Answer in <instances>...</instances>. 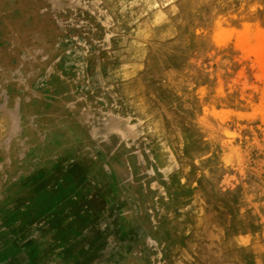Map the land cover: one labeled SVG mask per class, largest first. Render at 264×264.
<instances>
[{
	"label": "rangeland",
	"instance_id": "1",
	"mask_svg": "<svg viewBox=\"0 0 264 264\" xmlns=\"http://www.w3.org/2000/svg\"><path fill=\"white\" fill-rule=\"evenodd\" d=\"M2 21L24 77L0 92V264H264V0Z\"/></svg>",
	"mask_w": 264,
	"mask_h": 264
},
{
	"label": "crops",
	"instance_id": "2",
	"mask_svg": "<svg viewBox=\"0 0 264 264\" xmlns=\"http://www.w3.org/2000/svg\"><path fill=\"white\" fill-rule=\"evenodd\" d=\"M14 28L15 27H14L13 21L12 22L2 21V24L0 26V45H2L0 46V60H2V62L7 61V60H13V59L16 60V59L21 58V55L18 54V51H17L18 44L16 42V31ZM16 74L20 78L24 77V73L22 69L16 68V69H13L7 72L6 67L5 66L3 67L2 65V71H0V92H6L8 90V87H12V86L19 87L20 85H22V80L21 82H17L16 79H14L16 77ZM1 102H2V93H0V103ZM0 107L2 108V106ZM11 121L15 123V121L13 120ZM18 125L21 126L22 122L20 121ZM19 130H21L20 133H23L22 127Z\"/></svg>",
	"mask_w": 264,
	"mask_h": 264
}]
</instances>
